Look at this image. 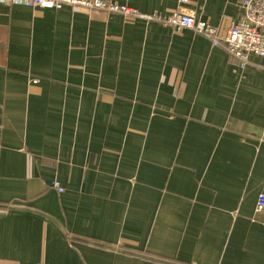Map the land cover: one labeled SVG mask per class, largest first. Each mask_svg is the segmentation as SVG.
<instances>
[{
    "label": "crops",
    "instance_id": "1",
    "mask_svg": "<svg viewBox=\"0 0 264 264\" xmlns=\"http://www.w3.org/2000/svg\"><path fill=\"white\" fill-rule=\"evenodd\" d=\"M111 1L220 36L243 16ZM238 65L191 30L0 4V264H264V67Z\"/></svg>",
    "mask_w": 264,
    "mask_h": 264
},
{
    "label": "built area",
    "instance_id": "2",
    "mask_svg": "<svg viewBox=\"0 0 264 264\" xmlns=\"http://www.w3.org/2000/svg\"><path fill=\"white\" fill-rule=\"evenodd\" d=\"M0 4L54 10L68 6L73 10L88 11L97 15L118 14L125 19L157 22L172 27L176 33L191 30L208 39L214 48H223L238 61L239 69L244 70L250 64L251 56L258 57L264 67V0H243L242 18L223 36L219 35L216 27L197 21L191 12L179 11L170 16H164L157 11L143 14L111 0H0ZM53 185L59 193L64 191L57 182ZM257 209L264 211V189L258 197Z\"/></svg>",
    "mask_w": 264,
    "mask_h": 264
}]
</instances>
